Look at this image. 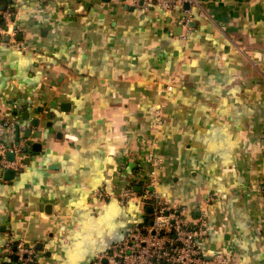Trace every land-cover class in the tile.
Returning a JSON list of instances; mask_svg holds the SVG:
<instances>
[{"label": "crops", "instance_id": "1", "mask_svg": "<svg viewBox=\"0 0 264 264\" xmlns=\"http://www.w3.org/2000/svg\"><path fill=\"white\" fill-rule=\"evenodd\" d=\"M132 3L0 0L28 47L0 44V143L22 146L0 171V264H17L9 241L93 264L145 221L112 195L140 193L150 153L160 195L190 223L205 212V252L264 264V0H196L187 27L183 7Z\"/></svg>", "mask_w": 264, "mask_h": 264}, {"label": "built area", "instance_id": "2", "mask_svg": "<svg viewBox=\"0 0 264 264\" xmlns=\"http://www.w3.org/2000/svg\"><path fill=\"white\" fill-rule=\"evenodd\" d=\"M196 0H133L132 5L140 10L147 11L150 6H156L164 11L185 4L193 6ZM185 9V16L180 20V25L187 27L192 18V13ZM8 37L5 43L10 49L25 53L28 47L16 40V29L13 27L10 14L0 9V44ZM172 82L164 84L162 101L172 92ZM161 125V110L154 111L153 127ZM22 146L8 148L0 143V171L11 170L19 172L21 161L17 155ZM14 155L12 160L6 158V154ZM148 172L140 193L132 189L116 193L119 205L135 203L141 206L143 211L150 208L151 213H146L143 222L132 223L125 237L111 246L108 252L95 258L93 264H228V255L219 253L210 255L201 248L203 241L208 236V224L205 212L200 208V216L190 223L186 210L175 201L166 199L158 192V172L161 162L153 153L146 157ZM108 197L103 190H97L94 198L104 199ZM213 199L210 195L204 202L206 206ZM5 252L16 257L17 264H38L37 253L34 246L22 241H9Z\"/></svg>", "mask_w": 264, "mask_h": 264}, {"label": "water", "instance_id": "3", "mask_svg": "<svg viewBox=\"0 0 264 264\" xmlns=\"http://www.w3.org/2000/svg\"><path fill=\"white\" fill-rule=\"evenodd\" d=\"M105 2H108L109 0H104ZM188 5L187 4H185L184 6H183V8L184 9H188ZM4 6L3 7H1V9L2 10H4ZM13 18V17H12ZM15 29H16V27H14ZM180 30L181 29H179V32H180ZM18 39V38H17ZM4 41L5 42H8V37H6L5 39H4ZM34 127H36L37 125H38V123L36 122V121H34L33 122V124H32ZM37 136H38V134H37ZM39 148V145H36L35 147H34V149H38ZM8 157H9V160H12L13 158H14V155L13 154H11V153H8ZM14 172L13 171H11V170H7V171H4V175H5V177H6V179H12V177L14 176ZM151 209L150 208H147L146 209V212L147 213H151ZM13 259L16 261V257L15 256H13ZM104 264L106 263L105 261L103 262Z\"/></svg>", "mask_w": 264, "mask_h": 264}]
</instances>
